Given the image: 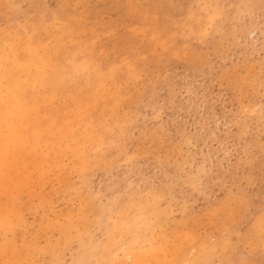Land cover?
<instances>
[{"label":"rangeland","instance_id":"1","mask_svg":"<svg viewBox=\"0 0 264 264\" xmlns=\"http://www.w3.org/2000/svg\"><path fill=\"white\" fill-rule=\"evenodd\" d=\"M0 264H264V0H0Z\"/></svg>","mask_w":264,"mask_h":264},{"label":"bare ground","instance_id":"2","mask_svg":"<svg viewBox=\"0 0 264 264\" xmlns=\"http://www.w3.org/2000/svg\"><path fill=\"white\" fill-rule=\"evenodd\" d=\"M39 43V42H38Z\"/></svg>","mask_w":264,"mask_h":264}]
</instances>
